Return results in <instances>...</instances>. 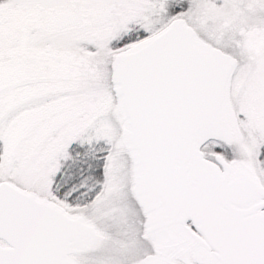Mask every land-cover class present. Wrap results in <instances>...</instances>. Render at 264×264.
<instances>
[{
    "label": "snow or ice",
    "instance_id": "snow-or-ice-1",
    "mask_svg": "<svg viewBox=\"0 0 264 264\" xmlns=\"http://www.w3.org/2000/svg\"><path fill=\"white\" fill-rule=\"evenodd\" d=\"M0 264H264V0H0Z\"/></svg>",
    "mask_w": 264,
    "mask_h": 264
}]
</instances>
